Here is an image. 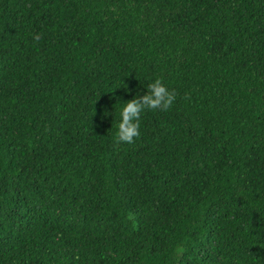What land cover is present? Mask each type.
I'll list each match as a JSON object with an SVG mask.
<instances>
[{
    "label": "trees",
    "instance_id": "1",
    "mask_svg": "<svg viewBox=\"0 0 264 264\" xmlns=\"http://www.w3.org/2000/svg\"><path fill=\"white\" fill-rule=\"evenodd\" d=\"M0 264H264V0H0Z\"/></svg>",
    "mask_w": 264,
    "mask_h": 264
},
{
    "label": "clouds",
    "instance_id": "2",
    "mask_svg": "<svg viewBox=\"0 0 264 264\" xmlns=\"http://www.w3.org/2000/svg\"><path fill=\"white\" fill-rule=\"evenodd\" d=\"M39 40L41 37H33ZM177 94L174 90L169 91L161 79H156L147 87V93L143 96H135L124 103L120 112V122L116 137L117 143L132 144L141 135L140 118L141 113L146 110H168L176 101Z\"/></svg>",
    "mask_w": 264,
    "mask_h": 264
}]
</instances>
